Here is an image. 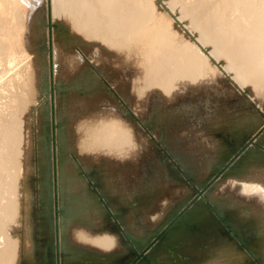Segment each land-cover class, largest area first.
<instances>
[{
  "label": "bare ground",
  "instance_id": "1",
  "mask_svg": "<svg viewBox=\"0 0 264 264\" xmlns=\"http://www.w3.org/2000/svg\"><path fill=\"white\" fill-rule=\"evenodd\" d=\"M52 163L60 264H264V0H0V264Z\"/></svg>",
  "mask_w": 264,
  "mask_h": 264
},
{
  "label": "water",
  "instance_id": "2",
  "mask_svg": "<svg viewBox=\"0 0 264 264\" xmlns=\"http://www.w3.org/2000/svg\"><path fill=\"white\" fill-rule=\"evenodd\" d=\"M47 28H50V22H49V16H47ZM49 48H48V53H49ZM48 70H49V91H50V96L53 94V83H52V80H51V71H52V67H51V63H50V60H49V64H48ZM52 100V98H50ZM51 116H52V107H51ZM52 119V118H51ZM51 126L53 127V124L51 122ZM51 127V128H52ZM53 146V145H52ZM52 160H53V155H52ZM55 166L54 164L52 163V189H53V254H54V264H60V256H59V249H58V246H59V243H58V236H57V208H56V199H55V189H56V183H55V177H54V169ZM153 242V241H151ZM147 247H145L146 249Z\"/></svg>",
  "mask_w": 264,
  "mask_h": 264
},
{
  "label": "rangeland",
  "instance_id": "3",
  "mask_svg": "<svg viewBox=\"0 0 264 264\" xmlns=\"http://www.w3.org/2000/svg\"><path fill=\"white\" fill-rule=\"evenodd\" d=\"M81 166H79V164L76 166V169H78L77 170V177L79 178V177H81V175L83 176V177H81V178H79V179H81V180H83L82 178H85V183L87 184L86 185V187L88 188V191H92V192H94V189H96V187L98 186V178H99V173L97 172L96 173V171H92V173L90 172V174H89V172H84L81 168H80ZM84 173V174H82V173ZM95 174V175H94ZM86 175V176H85ZM96 175H98V176H96ZM85 176V177H84ZM88 176V177H87ZM95 176V177H94ZM98 177V178H97ZM88 178V179H87ZM93 178H94V180H93ZM87 179V180H86ZM94 182H93V181ZM84 181V180H83ZM90 182V183H89ZM95 183L94 185L93 184H91V183ZM97 183V184H96ZM94 188H92V187ZM87 188H86V190H87ZM90 188H92V189H90ZM134 204H137V202H134L133 203V205ZM135 206V205H134ZM158 246L159 247H162L164 250H167V247L165 246V245H161V243L160 244H158Z\"/></svg>",
  "mask_w": 264,
  "mask_h": 264
}]
</instances>
